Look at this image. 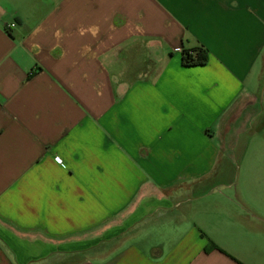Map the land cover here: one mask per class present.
<instances>
[{
	"label": "crops",
	"instance_id": "crops-1",
	"mask_svg": "<svg viewBox=\"0 0 264 264\" xmlns=\"http://www.w3.org/2000/svg\"><path fill=\"white\" fill-rule=\"evenodd\" d=\"M0 264H264V0H0Z\"/></svg>",
	"mask_w": 264,
	"mask_h": 264
},
{
	"label": "trees",
	"instance_id": "trees-1",
	"mask_svg": "<svg viewBox=\"0 0 264 264\" xmlns=\"http://www.w3.org/2000/svg\"><path fill=\"white\" fill-rule=\"evenodd\" d=\"M209 61V52L204 47L182 50V65L184 67L205 66ZM210 246L207 251L211 250Z\"/></svg>",
	"mask_w": 264,
	"mask_h": 264
},
{
	"label": "built area",
	"instance_id": "built-area-1",
	"mask_svg": "<svg viewBox=\"0 0 264 264\" xmlns=\"http://www.w3.org/2000/svg\"><path fill=\"white\" fill-rule=\"evenodd\" d=\"M14 26H15L14 24L11 25V27H14ZM56 160H57V162H58L59 164H63V160H62L61 158H57Z\"/></svg>",
	"mask_w": 264,
	"mask_h": 264
}]
</instances>
